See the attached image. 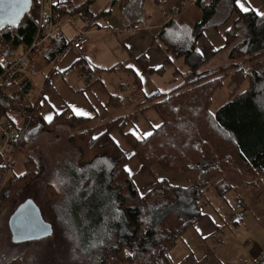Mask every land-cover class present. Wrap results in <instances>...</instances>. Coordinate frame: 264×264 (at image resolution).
Instances as JSON below:
<instances>
[{"label": "trees", "instance_id": "1", "mask_svg": "<svg viewBox=\"0 0 264 264\" xmlns=\"http://www.w3.org/2000/svg\"><path fill=\"white\" fill-rule=\"evenodd\" d=\"M90 1L83 0L71 7L70 0H55L53 7L62 14L80 12L81 17H86L91 13ZM194 1L201 15L192 28L170 21L159 33L167 50L181 56L188 66L185 83L167 94L157 95L153 105L162 122L147 137L129 135L131 153L119 148L108 132L117 120L106 122L105 130L98 134L94 132L96 126L88 124L89 117L73 114L65 117L63 111L52 122L39 123L47 128L62 123L71 131L74 129L69 139L74 148L59 166L57 184L60 202L68 205L75 222L81 255L90 264H170V247L204 215L199 200L213 178L216 179L212 186L221 194L223 179L219 174L223 168L233 169V163L237 162L243 172L264 175V16L258 14L264 10L258 12L249 7L242 12L236 0H225L227 7L223 0ZM218 9L227 17L231 13L232 16L223 29L222 44L205 55L194 41L210 27ZM36 26L37 8L32 0L17 24L0 28V45L29 44ZM70 44L71 40L57 34L43 53L52 60ZM221 50L227 51L228 62L207 72L197 71ZM238 59L254 62L235 70L234 60ZM78 63L83 64L84 59ZM23 74H16L13 81ZM86 77L89 82L90 76ZM225 78L227 84L234 82L235 87L228 89L223 103L211 109L214 92ZM244 80L246 86L235 93L238 83ZM21 86L17 90L20 94L16 95L10 94L7 86H0V113L12 123L11 115L18 118L16 114L33 108L23 102L30 82L24 78ZM16 129L19 137L20 129ZM131 156L141 161L142 168L157 165L183 173L188 183L177 185L158 178L141 194L133 183V174L125 171V163ZM27 177L28 172H24L14 179Z\"/></svg>", "mask_w": 264, "mask_h": 264}, {"label": "rangeland", "instance_id": "2", "mask_svg": "<svg viewBox=\"0 0 264 264\" xmlns=\"http://www.w3.org/2000/svg\"><path fill=\"white\" fill-rule=\"evenodd\" d=\"M96 1L91 0L90 3ZM79 2L83 0H70L69 6ZM240 2L246 8L252 7L258 12L264 10L261 0ZM222 4L227 7L225 0ZM231 16L232 13L228 17L222 12L218 13L214 20L217 25L204 30L211 43L201 50L203 54H208L211 48L222 44L223 29ZM221 52L209 57L197 71L205 72L202 69H206L207 72L219 68L224 60L228 62L227 51ZM252 62L234 60V69L251 66ZM211 63L215 66L209 69ZM233 85L234 82L227 84L226 78L223 79V83L214 92L211 109L225 101L228 89H234ZM245 86L246 80L238 83L235 93ZM7 90L13 95L20 94L18 88L13 86ZM24 104L26 106L27 103ZM16 115L18 118L14 114L11 117L14 119V127L20 129L15 145L17 148L10 157L0 159V264H7L14 257L17 258L12 264H90L87 257L81 255V242L74 230L75 222L71 220L68 205L60 202V186L57 184V174L61 170L59 166L74 148L69 141L74 129L71 131L67 126L57 127V123L51 128L40 125L30 107ZM116 139L119 148L130 152L122 139ZM139 163L140 166L136 168L130 164L128 168L136 173L132 180L141 193L148 190L158 178H165L177 185L188 183L183 173L165 170L157 165L142 168L140 160ZM233 166V169L232 166L223 168L219 174L223 177L219 189L221 194L212 186L216 178L203 189L199 206L204 215L170 247V264H238L243 263V260L249 264L248 256L252 254L255 245L259 243L264 247V175L243 172L237 162ZM24 172H28L26 179H14L15 175ZM25 198L36 203L42 219L50 224L51 231L39 239L14 242L8 220Z\"/></svg>", "mask_w": 264, "mask_h": 264}, {"label": "crops", "instance_id": "3", "mask_svg": "<svg viewBox=\"0 0 264 264\" xmlns=\"http://www.w3.org/2000/svg\"><path fill=\"white\" fill-rule=\"evenodd\" d=\"M194 2L97 0L92 3L90 14L86 17H81L80 12L72 14L73 20L66 21L59 33L72 42L77 33L84 30L88 40L83 51H70L63 56L62 53L52 60L43 51L33 56L24 74L7 87H22L24 78L30 82L23 102L33 106L31 112L38 124L50 123L45 119L48 116L52 117V122L62 111L65 117L70 114L84 116L77 115L74 108L88 114L84 117L90 118V126H96L95 134L105 130L106 122L117 120L108 132L116 144V138L122 139L130 150L127 153H131L128 136L147 137L162 122L153 105L157 95L167 94L185 83L188 66L181 56L167 50L159 33L170 21L192 28L201 15ZM218 13L220 9L212 17L210 26L216 23ZM131 24H138V29L128 31L126 27ZM194 43L197 49L204 50L211 41L203 31ZM81 58L83 64L78 63ZM213 66L215 64L211 63L209 69ZM84 69L86 72H82ZM86 75L90 76L89 82ZM61 126L65 125L57 124ZM16 148L13 147L7 158ZM129 164L133 168L140 166L135 156L129 157L125 166L128 168ZM128 172L134 179L136 173L130 169ZM219 178L223 179L220 175ZM263 248L259 243L255 245L248 256L249 264H257L264 254ZM259 252L262 253L259 255ZM238 264H247V261Z\"/></svg>", "mask_w": 264, "mask_h": 264}, {"label": "built area", "instance_id": "4", "mask_svg": "<svg viewBox=\"0 0 264 264\" xmlns=\"http://www.w3.org/2000/svg\"><path fill=\"white\" fill-rule=\"evenodd\" d=\"M37 8V26L34 35L27 45L13 47L10 43L0 45V86L10 85L16 74L26 71L30 59L42 53L49 40L60 33L66 21H72V14H62L53 7L55 0H33ZM128 31L138 29V24L126 27ZM87 33L80 30L76 38L64 50L62 56L70 51L80 53L87 44ZM18 138L13 123L0 113V158H7ZM264 261V254L257 264Z\"/></svg>", "mask_w": 264, "mask_h": 264}, {"label": "water", "instance_id": "5", "mask_svg": "<svg viewBox=\"0 0 264 264\" xmlns=\"http://www.w3.org/2000/svg\"><path fill=\"white\" fill-rule=\"evenodd\" d=\"M31 1L10 0L11 6L4 5L0 11V28L17 24ZM8 226L14 242L39 239L51 231L50 224L42 219L38 206L30 198H26L15 208L9 217Z\"/></svg>", "mask_w": 264, "mask_h": 264}, {"label": "snow or ice", "instance_id": "6", "mask_svg": "<svg viewBox=\"0 0 264 264\" xmlns=\"http://www.w3.org/2000/svg\"><path fill=\"white\" fill-rule=\"evenodd\" d=\"M16 2H18V0H16ZM25 2H26V0H25ZM236 3H237V6L240 8V10L242 12H247L248 11V9L240 2V0H236ZM6 4L9 5V6H11L10 0H0V11L3 10V7ZM258 14L264 16V13H258ZM197 51H199V50H197ZM74 111H75V113L77 115H84V116L88 115L86 112H84L83 110H80V109H75L74 108ZM45 119L48 122H51L52 117L51 116H48V117H45ZM125 171H129V169L127 168V166H125Z\"/></svg>", "mask_w": 264, "mask_h": 264}]
</instances>
